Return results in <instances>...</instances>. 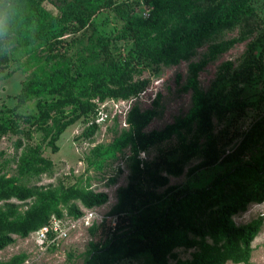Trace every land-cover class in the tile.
<instances>
[{
  "label": "rangeland",
  "instance_id": "374dc122",
  "mask_svg": "<svg viewBox=\"0 0 264 264\" xmlns=\"http://www.w3.org/2000/svg\"><path fill=\"white\" fill-rule=\"evenodd\" d=\"M0 1L5 2L8 8L2 13L0 21V54L4 53L8 57V61L0 66V118L6 120L14 119V115L22 116L15 120L17 133L8 132L0 139V186H21L35 192L31 199L24 202L16 199L0 202V209L9 212L5 205L12 204L22 214L32 205L45 203L51 206L55 197L73 187L92 189L108 196L104 205L95 207L98 216L92 227L88 230L77 228L70 232L68 239L62 241L56 251L45 253L40 250L33 233L27 238L13 235L14 242L0 251V261L7 262L14 256L24 254L32 257L33 261L25 263L24 260L22 264H84L90 255V243L99 242L104 247L108 241L105 240L106 233H92V228L96 229L110 220L108 213L116 204V190L127 183L129 158L132 156L131 130L110 122L101 125L93 138L86 141L81 135L85 126L80 118L53 139L58 122L64 121L59 118L58 122L55 121L54 108L48 110L51 118L44 124H33V120L39 116V101L49 103L58 94L31 96L18 108H15L16 96L24 83L44 80L54 69L64 70L69 76H87L97 67L105 70L114 63L121 66L127 63L128 52L134 44L125 35L127 22L122 14L137 17L139 14L132 12L131 8L139 0H113L112 6L91 15L84 29L66 31L61 37L58 31L63 25V12L74 8V0H42L33 15L27 2L38 0H21V3L18 0ZM250 4L263 24L244 41L214 58L210 57L208 46L204 45L196 50L194 56L177 65L165 66L150 60L130 61L132 82L145 81L144 89H147L145 95L134 97L132 107L136 105L141 111H155V116L143 129L144 134L159 132L181 120L195 117L200 98L191 87L194 80L191 64H202L195 83L203 100L214 108H223L234 104L236 100L243 105V109H234L221 118L215 113L211 115L210 133L198 140L197 155L185 163L183 174L171 177L168 186L159 190L163 196L160 202L129 216L126 223L128 228L118 232V235L133 234L143 219L158 216L177 194L181 199L176 203L174 212L181 218L189 217L198 200L185 196L208 187L214 179L236 167L253 165L262 170L264 136L256 138L238 160L228 163L219 161L213 166L199 168L193 174L188 173V169L203 162L202 152L210 139H214L219 146L229 144L226 149L231 151L252 125L264 117V0H250ZM144 7L148 16V7ZM237 35L238 29L235 28L225 34L223 39L230 40ZM99 42L108 45L109 56L99 50ZM71 91L77 95L79 89L72 88ZM235 92H239L237 97ZM69 109H64L66 114ZM195 130L193 119L190 131L179 128L178 133L170 138L148 146L144 152L139 153V157L146 161L159 158L176 160L180 154L172 151L180 146L183 139L186 144L192 141ZM24 156H27L26 160H22ZM47 163L50 165L47 166ZM31 165L35 167L33 171L29 169ZM37 168H44L45 171L36 174ZM232 180L240 182L245 191H250L264 183V171L255 175H236ZM71 203H75L81 212L84 209L75 200L71 199L68 204ZM56 206L66 212L61 203ZM258 219H261L262 225L251 243L250 259L241 264H264V202L250 204L244 212L232 218L236 225H246ZM194 251L176 249L169 263L191 259ZM114 264L154 262L149 253H142Z\"/></svg>",
  "mask_w": 264,
  "mask_h": 264
},
{
  "label": "trees",
  "instance_id": "16d2710c",
  "mask_svg": "<svg viewBox=\"0 0 264 264\" xmlns=\"http://www.w3.org/2000/svg\"><path fill=\"white\" fill-rule=\"evenodd\" d=\"M16 1V0H12ZM37 2L28 1L32 14L36 13ZM21 3V0H18ZM73 9H65L62 16L63 25L58 31L61 37L64 32H75L88 25L89 17L96 11L110 7L113 0H74ZM147 5L148 16L142 17L140 10ZM151 5V6H150ZM132 12L137 17L123 13L126 19L125 35L133 41L134 47L128 52V60L123 66L114 63L109 69L95 68L89 75L69 76L64 70L54 69L46 79L30 80L24 83L21 92L16 96L15 108L23 105L31 96L41 94H58L56 99L38 103L39 116L34 118L33 124H44L50 119L48 110H56L58 122L53 133V139L59 137L67 126L82 118L84 125L95 116L94 100L129 99L137 96L145 87V81L132 82V68L130 61L150 60L165 66L177 65L195 55L196 50L208 46L210 57L229 50L235 44L244 41L262 24L250 4V0H139L132 6ZM8 10L7 4L0 1V21L2 13ZM20 14V11H17ZM30 18V17H29ZM1 27V25H0ZM238 29V35L230 40H224L225 34ZM60 41V40H58ZM99 50L109 56L108 45L99 42ZM8 61L6 54H0V66ZM111 64V63H110ZM190 69L194 80L192 89L200 98V106L194 118H188L167 126L159 132L144 134L143 129L155 116L154 110L141 111L134 105L128 116L127 123L131 130L132 156L129 158V174L127 183L116 190V204L108 215L116 217L114 232H109L110 220L105 221L98 228H92V233H106V244L90 243V255L84 264H114L123 259H130L142 253H149L154 264H170L169 259L173 251L179 248L195 249L191 259L178 260L174 264H234L247 263L252 253L251 243L260 231L261 219L246 225H236L232 218L244 212L250 204L264 202V183L256 188L245 191L244 186L232 178L236 175H255L264 171L253 165L234 168L229 173L214 179L208 187L187 194L185 197H195L197 206L187 218H181L174 212L176 203L181 197L175 195L161 213L153 218L143 219L133 234L120 236L118 232L128 228L126 223L131 215L137 214L144 208L160 202L163 199L159 190L167 187L169 179L183 174L185 163L197 155L198 140L210 133L211 115L221 118L225 113L234 109L242 111L243 105L236 101L223 108H214L208 101L201 98L202 94L196 90L195 78L202 69V64H191ZM235 78V77H234ZM246 79V78H245ZM247 81V79H246ZM79 89L77 95L71 91ZM60 94V95H59ZM239 92H235V97ZM69 107L68 114L65 108ZM44 108V109H43ZM22 116L14 115V119L0 118V139L8 132L17 133L15 120ZM67 119V120H66ZM195 119L196 130L193 140L186 144L183 139L180 146L172 151L179 153L180 158L169 161L159 158L151 161L142 160L139 153L155 142H162L178 133L179 128L191 129V122ZM38 121V122H37ZM99 127L92 124L84 127L81 135L90 141L98 132ZM264 136V117L257 120L237 146L227 150L229 144L219 146L214 139H210L202 154L203 162L188 169L193 174L202 167L213 166L217 162L228 163L238 160L256 138ZM20 146L18 142L17 147ZM228 153L224 154L226 150ZM226 151V152H227ZM24 156L22 160H26ZM47 166L50 164L47 163ZM30 171L35 169L30 166ZM45 171L37 168L36 174ZM35 195L34 190L21 186H0V202L16 199L24 202ZM184 198V197H183ZM53 205L40 203L27 208L22 214L15 205H5L9 212L0 209V251L14 242L13 235L26 238L30 233L46 225L51 216L61 218L63 212L56 204L65 206L68 216L77 218L82 215L75 200L85 209H92L104 205L108 196L92 189L69 188L54 198ZM11 217V219H9ZM99 245H102L100 248ZM27 257L22 254L12 257L0 264H22Z\"/></svg>",
  "mask_w": 264,
  "mask_h": 264
},
{
  "label": "built area",
  "instance_id": "2783aa9c",
  "mask_svg": "<svg viewBox=\"0 0 264 264\" xmlns=\"http://www.w3.org/2000/svg\"><path fill=\"white\" fill-rule=\"evenodd\" d=\"M140 14L142 17H147L146 8L144 6H142V10H140ZM146 93L147 89H143L135 98L141 97ZM135 98L117 100L107 99L104 101L94 100L96 105L95 116L84 126L89 127L92 124H96L100 127L101 125L114 122L122 128L128 129L129 124L127 123V116L132 108L131 103ZM226 153H228V151ZM97 216L95 208H84L82 210V215L77 218L68 216L66 212H63V216L61 218L51 216L46 225L40 227L32 233L34 234L40 250H44L45 253L56 251L59 248L60 243L68 239L70 232H74L77 228H84L86 230L90 229L94 221H96ZM116 222V217L110 218L109 232L115 231ZM99 247L101 248L102 245H99ZM31 259L33 258L27 256L25 263L33 261Z\"/></svg>",
  "mask_w": 264,
  "mask_h": 264
}]
</instances>
